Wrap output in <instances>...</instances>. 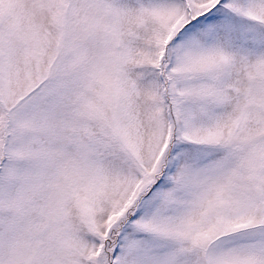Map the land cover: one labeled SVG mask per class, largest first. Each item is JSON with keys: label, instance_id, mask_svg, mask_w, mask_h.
<instances>
[{"label": "snow or ice", "instance_id": "1", "mask_svg": "<svg viewBox=\"0 0 264 264\" xmlns=\"http://www.w3.org/2000/svg\"><path fill=\"white\" fill-rule=\"evenodd\" d=\"M0 264H264V0H0Z\"/></svg>", "mask_w": 264, "mask_h": 264}]
</instances>
